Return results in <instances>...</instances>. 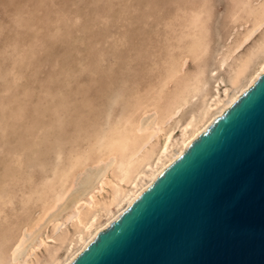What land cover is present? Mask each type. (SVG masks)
I'll return each mask as SVG.
<instances>
[{
	"label": "bare ground",
	"instance_id": "bare-ground-1",
	"mask_svg": "<svg viewBox=\"0 0 264 264\" xmlns=\"http://www.w3.org/2000/svg\"><path fill=\"white\" fill-rule=\"evenodd\" d=\"M233 1H234V7H233L231 13L229 14V19L233 24L232 30L235 31L236 35L229 44L224 45V47L222 49H219L217 51L216 58H215L216 64L214 67H212V66L209 67L207 71L205 70V67H203L202 65H198L195 69H193L191 71H188V70L185 71V68H184L187 58H192L193 60H199V59L203 58L206 55V53L209 51L208 26H207V20L209 19V10L207 8L208 0H201L200 4L197 7L190 8L189 10L186 11V15L184 14L185 19H184L183 23L181 24V27L179 28L180 31L177 32L178 35L174 37V39H173L174 42L172 44H170L171 45L170 55L166 59L163 60L164 68L155 76V81L150 82L149 84H147L146 86H143L142 88L134 89L129 96V102H128L127 107H125V108L122 107V109L114 112L111 115L108 114L107 118H104L100 121L94 122V119H92L93 121L91 120L90 124L88 125V128L84 127V130H78L79 128L78 129L76 128V130H78V132L75 135L72 132H70V136L74 135V138L66 141L68 143V145L65 142L67 145V148L65 150L61 149V147L59 146V144H60L59 143L56 146L55 152L52 151L55 153L54 159H53L54 161H53L52 165L50 162H49V164H43L42 163L43 165L41 163L39 164L37 162L38 166L42 165L40 176L36 179L29 177V187L28 186L24 187L23 190H21L20 195H19V197L21 199V203H22V210L25 214H27L26 218L22 222L17 223L16 221H13L10 218V216H8L6 214V211H5L9 205L10 206L12 205V200L14 199V198L12 199V197H13L12 193H11L12 191L6 190V191L0 192V218L5 220V222L11 221L9 224L12 226L17 224L16 227L14 229H11L12 231L11 232L9 231L8 234L4 233V234L0 235V244L4 245V248L3 247L1 248V245H0V264H70L75 259V257L79 253H81L91 243V241H93L94 237L100 231H102L106 227H108L112 221H114L121 213H123L129 207V205L133 201H135L139 197V195L154 182V180L161 174V172L164 169H166L171 163H173L185 151L187 146L192 141H194L199 136V134L206 131V129L213 123V121L215 119H217L231 104H233L235 102V100L243 92H245L256 81L257 77L259 75H261L262 72L264 71V0H233ZM80 3H83V2H79V4ZM85 3H86V0L83 4H85ZM76 6L77 5H75L74 8ZM60 7H61V3H60ZM78 7H80V6L78 5ZM66 11H68V9ZM70 11H72V9ZM69 14L71 17V13H69ZM25 15H24V17H25ZM29 17H28V19H29ZM70 19H72V18H70ZM51 20H52V18H51ZM149 20H150V18H149ZM29 21L30 20H28V22H27V20H26L25 22H27L29 24ZM71 21H73V20H71ZM172 21H174V20H172ZM18 24H20V23H18ZM16 25H17V23H16ZM7 26H8V24H7ZM22 27H23V25H22ZM25 27H27V26L25 25ZM241 27H243V29ZM27 28H29V27H27ZM64 28L65 27H63V29ZM238 28H241L242 30L236 31V29H238ZM36 29H32V30H36ZM89 29H91V28H89ZM19 30H20V28H19ZM64 30H66V28ZM59 31H60V28H59ZM175 32H176V30H175ZM3 33L4 32H2V34ZM36 33H40V31L36 32ZM56 34H58V33L56 32ZM111 34H113V33H111ZM32 35H31V37H33ZM88 35H89V32H88ZM117 35H118V33L115 36H117ZM231 35H232L231 33H228L227 38H230ZM91 36H93V35H91ZM113 36H114V34H113ZM27 38H28V36H27ZM36 38H38V37H36ZM125 39L127 40V38H125ZM30 40H32V39H30ZM122 40H124V39L122 38ZM126 40H124L125 45H126ZM12 41H15V40L12 39ZM108 41H110V40H108ZM19 42H20V40H19ZM105 42H106V40H105ZM114 42H115V40H114ZM5 43H6V41H5ZM95 43L97 44V42H95ZM106 43H108V42H106ZM120 43L123 44L122 42H120ZM9 45H10V43H9ZM5 46L7 48V44ZM10 46H12V45H10ZM145 46H146V44H145ZM40 47H41V45H40ZM98 47H100V46H98ZM104 47H106V48H104L106 50L107 45L105 44ZM114 48H115V46H114ZM118 48H120V47H118ZM12 49H13V47H12ZM101 49H103L102 46H101ZM2 50H4V48ZM84 51H85V48H84ZM42 53H43V51H42ZM84 53H87V55H88V52L85 51ZM94 53H95V50H94ZM94 53L91 52V54L88 55V57L91 58L90 56ZM3 54H5V53H3ZM66 55H68V54H66ZM3 56L1 57V59H3ZM46 56L48 57L50 55H46ZM46 56H45V58H46ZM78 57H80V56H78ZM81 57H82V55H81ZM48 58H47V60H48ZM75 60L73 58L72 62L74 61L73 63H75L76 62ZM122 60H123V58H122ZM122 60H119L116 63H119L121 61V64H122ZM34 61H35V59H34ZM58 62L59 61H57L56 63H58ZM104 63L106 65L105 61L103 62V64ZM109 63H110V61H109ZM125 63L126 62H124V64ZM77 64H79V62ZM101 64H99V66H101ZM60 65H62V62ZM143 65L145 66V63ZM143 65L141 67H143ZM59 66H58V70H59V72L61 71L60 74H63L62 71H64V74H65L64 69H66V72H67V68L66 67L64 69L61 68L62 70H60ZM112 66H113V64L111 65V67ZM115 66H113V67H115ZM124 66H126V64ZM124 66L122 65L121 69H123ZM39 67H40L39 68V72H40L41 66H39ZM109 67L110 66L108 65V68ZM111 67L109 68V70L111 69ZM117 67H118V65H117ZM70 68L71 69L68 68L69 71L71 70V72H73L74 68H72V64H71ZM75 68H77V67H75ZM145 68H146V66H145ZM77 69H75V71ZM224 69H226V76L224 78H222L220 72ZM26 70H28V69H26ZM101 70H104V69H102V67H101ZM113 70H112V72H113ZM118 70H120V69H118ZM13 71H15V70H13ZM152 71H153V69H152ZM36 72H38V71L36 70ZM71 72H70V74H72ZM76 72H78V71H76ZM89 72H90V70H89ZM95 72L97 73V71H95ZM106 72H107V74H109L111 71H109V73H108V71H105V73L103 72V74H105V76L107 75ZM112 72L110 73L111 76H113V75L115 76L114 73L112 75ZM19 73H18V75H19ZM23 73H25V72H23ZM92 73H93V71H92ZM92 73H91V76L93 77ZM215 73H217V75H214ZM11 74H13V72ZM15 74H17V72ZM60 74H58V76H60ZM98 74H101V73L99 72ZM98 74L96 75V77H98ZM110 74H109V76H110ZM66 75H67V73L64 76L65 78L67 77ZM36 76H39V75L36 74ZM105 76H104V81H103V77L100 76L102 78V81H103L102 83L106 82ZM107 76H106V78H107ZM69 77H67V78H69ZM74 77L76 78L75 74H74ZM110 77H108V78H110ZM62 78H63V76L61 77V81H62ZM94 78H95V76H94ZM5 79H7V78H5ZM23 79L26 81L25 78H23ZM52 79L53 78H51L49 81H51ZM113 79H114V77H113ZM53 80L51 82H53ZM64 80H63V82H64ZM25 81H24V83L27 82V81L26 82ZM54 81L59 83V80H54ZM67 81H68V79L66 80V82ZM98 81L99 80L96 79L97 83H98ZM100 81H101V79H100ZM110 81H111V78H110ZM210 81H212L213 85L210 84ZM77 82H79V79ZM111 82H110V84H111ZM123 82H124V80H123ZM73 83L75 84V82H73ZM102 83H100V84H102ZM65 84H67V83H65ZM68 84H70V82ZM84 84H83V86H84ZM114 84L116 85V83H113V85ZM118 84H120V83H118ZM217 84L218 85L223 84V85L221 88H219L217 86ZM70 85L72 86V84H70ZM113 85L111 87L109 86L107 89L109 90V88H110V90H112L111 88L113 87ZM16 86H18V85H15V87ZM61 86L63 87L64 85H61ZM71 86H70V88H71ZM16 88H18V87H16ZM24 88L28 89L29 86H28V88L27 87H24ZM24 88H23V90H24ZM43 88L45 89L46 86L42 87L40 89H43ZM10 89H13V88L10 86ZM60 90H61V88H60ZM65 90H67V89H65ZM70 90H72V89H70ZM25 91L28 92V96H29V91L28 90H25ZM100 91H101V93L103 92L102 90H100ZM15 92H16V90H15ZM27 92H26V94H27ZM33 92H34V88H33ZM37 92H38L37 94H39V90H37ZM50 92L51 91H49V94H50ZM71 92L73 93V91H70L69 93L72 94ZM42 93H44V92H42ZM42 93H40V94H42ZM63 93H61V94H63ZM113 93L114 92H112V94ZM21 94H22V92H21ZM26 94L24 93V95H22V97L23 96L26 97L27 96ZM51 94H53V92ZM70 94H69V98L65 95L63 97V99L67 97L66 98L67 101L75 100V99H72L73 98L72 96L70 98ZM104 94H106V93L103 92V95ZM109 94L112 95L111 92ZM67 95H68V93H67ZM103 95H102V97H104ZM106 95H105V98H106ZM20 96L21 95L19 93V97ZM34 96H36V95H33V98H36ZM52 97H54V95L51 96V99H52ZM60 98H62L61 95H60ZM66 99H64L65 102H66ZM68 99H70V100H68ZM88 99H90V98H88ZM13 100L16 101L17 105H18V101H17V100H19L18 97H17V99H13ZM79 100L80 99H78V101ZM110 100L111 99H109V101ZM30 101H32V100H30ZM39 101H41V100H39ZM75 101H73V102L70 101L69 103H67V105H69L71 102L75 105ZM194 101H196V103L194 104V107L189 108V106ZM27 102H29V101H27ZM48 102L49 101H47V100L45 101V103H48ZM52 102L55 103V100ZM63 102H60V103H63ZM11 103H13V101ZM15 103H14V105H15ZM34 103H35V101H34ZM49 103H48V106H49ZM72 103H71V105H72ZM76 103H77V101H76ZM38 104L41 105L40 103H38ZM50 104H52V103H50ZM65 104L66 103H64V105L58 103V106L59 105L61 107H62V105L67 106ZM77 104L79 105V102ZM14 105H12V104L10 105V108L12 106V110H13ZM23 106L25 109L23 107L21 109L26 110L27 106L26 105H23ZM38 106H35V107H38ZM79 106L81 107V103ZM18 107H19V105H18ZM31 107H32V105H31ZM40 107H42V105L39 106L38 108H35V109H39ZM46 107L47 106L42 107V109L43 108L45 109ZM17 108H14V109L18 110ZM70 108H71V106H70ZM21 109H20V111H22ZM46 109L49 110L50 108L48 107ZM186 109H187V113H185L184 116H180V114H182L183 110H185L184 112H186ZM6 110H7V108H6ZM24 110L21 113V115L24 113ZM35 111H37V110H35ZM40 111H41V108H40L39 112L37 111L38 113L32 111L33 114L35 113L34 117H36V115L38 116V114L42 116ZM44 111L46 112V110H44ZM70 111H72V110H70ZM70 111L68 110V112H70ZM74 111L75 110H73V112ZM10 112H12V111H10ZM19 112H17V113H19ZM89 112H91V111H89ZM149 112H151L149 117L151 115L152 116H151L150 120L148 119L149 120L148 122L144 123V121L146 120L145 119L146 116L144 117L145 120L142 119L143 118L142 116L148 115L147 113H149ZM6 113H7V111H6ZM12 113H15V110ZM17 113H15V114L17 115ZM64 113H65V111H64ZM7 114H8L7 117H10L11 114H9V112ZM78 114L79 113H77V115ZM18 115L20 116V113ZM59 115H60V112H59ZM59 115H58V119L60 117ZM62 115L63 114H61V116ZM12 116H14V114ZM66 116H71V114L70 115L66 114ZM21 117H23V116H21ZM34 117H33V119H35ZM56 117H57V114H56ZM73 118L74 117H72V119ZM10 119H11V117H10ZM16 119H17V117H16ZM45 119H46V117H45ZM48 119H49V117H48ZM63 119H65L64 115H63V118L60 120V123L62 121H66ZM41 120H42V117H41ZM41 120H39V122ZM7 121H8V119H7ZM17 121H18V119H17ZM27 121L29 122V118ZM51 121H52L51 124H53L52 119H51ZM69 121H71V119ZM5 122H3V124ZM12 122L13 121H11V123ZM14 122H16V121H14ZM73 122H74V120H73ZM40 123L41 124H37V125H39L41 127V125L43 123H42V121ZM45 124H46V122H45ZM56 125L59 126L57 124V122H56ZM75 125L78 126L79 123L76 122ZM9 126H10V124H9ZM19 127H20V125H19ZM63 127L60 129L61 131H63ZM67 127H69V126H67ZM36 129L40 131V128H36ZM51 129H52V131H54L53 128H51ZM64 129H65V127H64ZM31 130H33V129H31ZM47 130H48V128L45 131H47ZM18 131H20V128ZM27 131L29 132V130H27ZM33 131H36V130H33ZM55 131H54V133H55ZM10 132H12V131H10ZM48 132H50V131H48ZM14 133H15V131H14ZM19 133L15 134V135L18 136L21 134V133L20 134ZM43 133H42V135H44ZM34 134L35 133H33V135ZM58 136L60 137V135H58ZM20 137H21L20 140L22 141L23 138H22V136H20ZM44 137L45 136H43V138ZM51 137L50 138L45 137V139L47 138V140H48V139H51ZM8 138H9V136H8ZM25 139L26 138L24 137V140ZM27 139H30V138H27ZM68 139H69V137H68ZM35 140L37 141V139H35ZM38 140H39V138H38ZM53 141H52V143H54ZM14 142H15L14 144L19 143L17 141H14ZM25 142H27V141L25 140ZM30 142L32 143L31 139H30ZM0 144H2L1 141H0ZM14 144L12 143L11 146H13ZM23 144H25V143H23ZM23 144H22V146H23ZM43 144H44V141H43ZM17 145L18 144H16V146ZM29 145H30V143H29ZM36 145H38V144H36ZM36 145L34 144V146H36ZM49 145H52V144H49ZM44 146H45V144H44ZM44 146H43V149L46 150V148H44ZM1 147L3 148V146L0 145V148ZM19 147H20V143H19ZM24 147H27V144H25ZM28 147H31V146H28ZM37 147H35L36 152L40 149L39 148L37 150L36 149ZM1 149H0V153H1V151H4V149H2V150ZM47 149H48V146H47ZM6 150H7V148H6ZM8 150H10V149H8ZM11 150H13V152H14V148H12ZM11 150L9 151V153H7V151H6V154H8V156L11 153ZM30 150H32V149H30ZM30 150L28 149L29 152H30ZM50 150H51V146H50ZM17 151H19V150H17ZM39 151H42V150L40 149ZM22 152H24V151H22ZM26 152H27V150H26ZM48 152H49V149H48ZM33 153H35V151ZM4 154H5V152L2 155H4ZM23 154H25V152ZM41 154L42 155H40V154L39 155L43 156L44 152L42 151ZM15 155H17V154L15 153ZM49 155H51V154H49ZM18 156L21 157V158H19L21 160L22 156H20L19 154L17 155V157ZM46 156H47V154H46ZM34 157H35V155H34ZM5 158L6 157H4L2 159H5ZM7 158H9V157H7ZM14 158L15 157H13V159ZM31 159H33V158H31ZM23 160H25V159H23ZM0 161H3V160H0ZM5 161L7 162L6 159H5ZM32 161L34 162V160H32ZM32 161H30V162H32ZM43 161H46V159ZM3 162L0 163V166L3 164ZM18 162H19V160H18ZM21 162H22V160H21ZM25 163H26V161H25ZM4 164H5V162H4ZM7 164H8V162H7ZM12 164H10L11 165L10 169L13 166ZM102 164H103V167L105 165L104 169L100 170L98 173L96 172L97 174H96V176H94V179H93L92 183L88 186V188L84 187L83 189H85V190L82 189V192H77L76 194L74 193L75 195L73 197H71L72 195H70V193L73 191V188L75 189V185L78 182V180H76L77 175L79 174V177H80V173L88 166H98V165L101 166ZM16 165H17V163H16ZM18 165H20V164H18ZM5 166H7V165H5ZM3 167L4 166H1V168H3ZM8 168H9V166H8ZM4 169H5V167H4ZM14 169L16 170L15 167H14ZM14 169H12V170H14ZM48 169H50V170H48ZM8 172H9V170H8ZM27 173H25V174H27ZM1 174L2 173H0V175ZM11 174L13 175L14 172H12ZM25 174H24V172H22V176L24 175V177H25ZM4 175H5V173H4ZM7 176H9V175L7 174ZM16 177H18V176L16 175ZM19 178H21V177H19ZM7 179H8V177H7ZM7 179H6V181H7ZM2 180L3 179L1 178L0 181H2ZM9 181H11V179ZM89 181H91V180H89ZM15 182H16V180H15ZM17 183H19V182H17ZM18 185H16V186H18ZM10 188L12 189V187H10ZM10 188H8V189H10ZM13 190H15V189H13ZM15 194L17 195V193H15ZM69 197H71L72 199L68 200ZM65 201H69V202L67 203ZM60 204H62V207ZM65 204H66V206H65ZM59 205H60V207H59L60 210L57 212V214L54 213L55 215H53V214L50 215V212L54 211V209L57 208V206H59ZM27 234H29L28 235L29 237L28 236L26 237ZM26 238H28L29 240H27Z\"/></svg>",
	"mask_w": 264,
	"mask_h": 264
},
{
	"label": "rangeland",
	"instance_id": "rangeland-1",
	"mask_svg": "<svg viewBox=\"0 0 264 264\" xmlns=\"http://www.w3.org/2000/svg\"><path fill=\"white\" fill-rule=\"evenodd\" d=\"M200 1L201 0H86V3L83 4L85 2V0H0V17H1L0 18V118H1L0 119V141L2 142V144H0V145L3 146V148L1 147L2 149H4L5 147L7 148V150L5 148L4 151H1V153H0V155H1L0 160H3L5 162V164H4L3 161H0V163L3 162V164L1 166H4L5 169L7 168L5 170L4 167L1 168V166H0V169H1L0 173H2L1 175L3 176L2 177L0 175V177L3 179L2 181H0V186H1L0 192L6 191V190L12 191L11 192L12 196H13L12 199L14 198L12 200V205L11 206L9 205L5 211H6V214L8 216H10V218L13 221L20 223L26 218L27 214H25L22 210V203H21V199L19 197L20 192H21V190H23L24 187H26V186L29 187V177L36 179L40 176L41 169H42L41 166L43 164H49V162H50L52 165V163L54 161L53 160L54 154H55L54 152L56 150L57 144L60 143L59 146L61 147V149L65 150L67 148V145H68V143L66 141L74 138V135L78 132V130H84V127L88 128V125L90 124L92 119H94V122L100 121L104 118H107L108 114L111 115L114 112L122 109V107H124V108L127 107L128 102H129V96L134 89L142 88L143 86H146L150 82L155 81V76L164 68L163 60L166 59L170 55V49H171L170 44H172L174 42V40H173L174 37L177 36L178 35L177 32L180 31L179 28L181 27V24L183 23V21L185 19L186 11L189 10L190 8L197 7L200 4ZM79 2H83V3L79 4ZM60 3H61V7H60ZM73 3L75 5H77L75 8H74L75 5ZM78 5L80 7H78ZM233 7H234V1L233 0H208L207 8L209 10V19L207 20V26H208L209 51L206 53V55L203 58H201L199 60H193L192 58H187L186 64L184 67L185 71H187V70L191 71V70L195 69L198 65H202L203 67H205L206 71L208 70L209 67L215 66V64H216L215 58H216L217 51L219 49H222L224 47V45L229 44L236 35L235 31L232 30L233 24L229 19V14L231 13ZM70 8L72 9V11H70L71 10ZM67 9L69 12L66 11ZM69 13H71V17H70ZM24 15H25V17H24ZM28 17H29V19H28ZM69 17L72 19H70ZM51 18H52V20H51ZM149 18H150V20H149ZM26 20H27V22H28V20H30L29 24L27 22H25ZM71 20H73V21H71ZM172 20H174V21H172ZM16 23H17V25H16ZM18 23H20V24H18ZM7 24H8V26H7ZM22 25L24 28L22 27ZM25 25L29 28L25 27ZM63 27H65L66 30H64L65 28L63 29ZM19 28H20V30H19ZM59 28H60V31H59ZM89 28H91V29H89ZM241 28L243 29V27H241ZM241 28L236 29V31H241L242 30ZM32 29H36L37 31L32 30ZM38 30L40 31V33H36V32H39ZM175 30H176V32H175ZM2 32H4V33L2 34ZM56 32L58 34H56ZM88 32H89V35H88ZM110 32L113 33L114 36ZM117 33H118V35H117L118 37L115 36ZM228 33L232 34L230 36V38H227ZM90 34L93 36H91ZM31 35L33 37H31ZM27 36H28V38H27ZM36 37H38V38H36ZM87 38L88 39L90 38V39L88 40ZM122 38L124 40H126L125 38H127L126 45H125L124 40H122ZM12 39H14L15 41H12ZM18 39L20 40V42ZM30 39H32V40H30ZM105 40L108 43H106ZM108 40H110V41H108ZM114 40L116 43L114 42ZM5 41H6V43H5ZM12 42L13 43L15 42V43L13 44ZM95 42H97V44ZM120 42H122L123 44H121ZM9 43L12 46H10ZM6 44H7V48L5 46ZM105 44L107 45L106 50L104 49V48H106V47H104ZM145 44H146V46H145ZM40 45H41V47H40ZM98 46H100V47H98ZM101 46L103 47V49H101ZM114 46H115V48H114ZM12 47H13V49H12ZM118 47H120V48H118ZM3 48L5 51L2 50ZM84 48H85V51L88 52V55H90L91 52L94 53V50H95V53L90 56L91 58L88 57L87 53H84L85 52ZM42 51L44 54L42 53ZM3 53H5L6 55ZM66 54H68V55H66ZM80 54L82 55L83 58L81 57ZM46 55H50V56H48L49 58ZM2 56H3V59H1ZM45 56H46V58H45ZM78 56H80V57H78ZM47 58H48V60H47ZM73 58H74V60L76 59L75 63H73L74 61L72 62ZM122 58H123V60H122ZM34 59H35V61H34ZM103 60L106 62V65H105V63L103 64V62H104ZM119 60H122V64H121V61L119 63H116ZM57 61H59V62L56 63ZM109 61H110V63H109ZM61 62H62V65H60ZM78 62H79V64H77ZM124 62H126L125 64L127 67L124 66L125 65ZM144 63H145L146 68L143 65ZM71 64H72V68H74V71H73L74 73L71 72V70L69 71V69H71L70 68ZM99 64H101V66H99ZM107 64L110 67L112 64H113V66H115V65L116 66L115 67L112 66L111 69L109 70L110 67L108 68ZM117 65H118V67L119 66L120 67L118 68ZM122 65L124 66L123 69H121ZM142 65L144 68L141 67ZM39 66H41L40 72H39V68H40ZM58 66H59L60 70H62L66 67L67 72H66V69H64L65 74L67 73L66 76L67 77L70 76V77L65 78L64 77L65 76L64 71H62L64 75L60 74L61 71L59 72ZM75 67H77L78 69ZM101 67L104 70H101ZM151 68L153 69V71ZM26 69H28V70H26ZM35 69L39 73L36 72ZM75 69H77L76 71H78V72H76ZM118 69H120V70H118ZM13 70H15V71H13ZM89 70H90V72H89ZM94 70L97 71V73ZM112 70H113V72H112ZM92 71H93V73H92ZM105 71H108V73H109V71H111L112 75L114 73L115 76L114 75L111 76V74H110L111 72H110L109 73L111 76L110 77L109 74H107V72H106V74L108 75V76L106 75L107 76V78H106L105 74H103V72L105 73ZM12 72H13V74H11ZM16 72H17V74H15ZM23 72H25L26 74ZM70 72L73 75L70 74ZM99 72L102 75L98 74ZM18 73H19V75H18ZM35 73L38 74L39 76H36ZM91 73L93 74V77L91 76ZM58 74H60V76H58ZM74 74L76 75V78L74 77ZM97 74H98V77H96ZM220 74H221L222 78H224L226 76V69L222 70L220 72ZM99 75L103 77V81H104V76H105L106 82L102 83L103 82L102 78ZM214 75H217V73H215ZM62 76H63V78L61 81ZM94 76H95V78H94ZM108 77H110L111 81L113 83H116V85L115 84L113 85V83L110 81V78H108ZM113 77H114V79H113ZM5 78H7L8 80ZM23 78H25L27 82ZM51 78H53L54 80H59V83L54 81L53 79H52L53 82H51L52 80L49 81ZM67 79H68V81L66 82ZM78 79H79V82H77ZM96 79L99 80L98 83L96 82ZM100 79H101V81H100ZM63 80H64V82H63ZM123 80H124V82H123ZM24 81L26 83H24ZM69 82H70V84H72V86L70 84H68ZM73 82H75V84ZM110 82L113 85V87L111 88L113 91L110 90V88H109V90L107 89L109 86L110 87L112 86L110 84ZM65 83H67L68 85ZM100 83H102V84H100ZM118 83H120V84H118ZM14 84L18 85V86H16L18 88H16ZM83 84H84V86H83ZM93 84L94 85L96 84V85L94 86ZM210 84H212V81H210ZM61 85H64L63 86L64 88ZM222 85L223 84H220V85L217 84V86L219 88H221ZM10 86L13 89H10ZM28 86H29V88H28ZM45 86H46V88L45 89L43 88L44 90L40 89V88L45 87ZM70 86H71V88H70ZM24 87H27L28 89H25ZM23 88H24V90H23ZM33 88H34V92H33ZM60 88H61V90H60ZM69 88L72 90H70ZM65 89H67V90H65ZM15 90L18 94L15 92ZM25 90L29 91V96H28V92ZM37 90H39V94H37L38 93ZM40 90L44 93H42ZM100 90H102L106 94L107 93L109 94L110 92H111V94H112V92H114V93L112 95H110V94L109 95L108 94L103 95V92L101 93ZM49 91H51L50 94H49ZM70 91H73V93L71 92L72 94H70L69 93ZM21 92H22V94H21ZM26 92H27V94H26ZM52 92H53V94H51ZM19 93L21 95L20 97H19ZM24 93L27 95V96L25 95L26 97H24V96L22 97V95H24ZM40 93H42V94H40ZM61 93H63V94H61ZM67 93H68V95H67ZM69 94H70V98L72 96L73 97L72 99H75L77 101V103L79 102V105L81 103V107L76 103L75 100H70V99H68V100H70L72 102L75 101V105L72 102H71L72 105H71V103L69 105H67V103L70 102V101H67V99H66L67 97L69 98ZM33 95H36V96H34L36 98H33ZM53 95H54V97H52V99H51V96H53ZM60 95L62 96V98H60ZM65 95L67 96L66 98H64V99H66V102L63 99V97ZM102 95L104 97H102ZM105 95H106L107 99L105 98ZM17 97L19 99V100H17L19 107L17 105V102L13 100V99H17ZM87 97L90 99H88ZM78 99H80V100L78 101ZM109 99H111V100L109 101ZM30 100H32V101H30ZM39 100H41V101H39ZM44 100L45 101L47 100L52 104H50L48 102L49 103V106H48V103H45ZM54 100H55V103L52 102ZM12 101H13V103H11ZM27 101H29V102H27ZM34 101H35V103H34ZM60 102H63V103H60ZM14 103H15V105H14ZM38 103H40L42 105V107L47 106L46 108L49 107L50 109L48 110L46 108L45 109L43 108L44 110H46V112H45L42 109V107H40L41 108L40 113L42 114V116L38 114V116L36 115V117H34L35 113L33 114L32 111L38 113L40 110V108L35 109V108H38L39 106H41ZM58 103L63 104V105H64V103H66L65 105H67V106L62 105V107H61L60 105L58 106ZM195 103H196V101H194L189 106V108L194 107ZM11 104L15 106V107L13 106V110H12V106L10 108ZM23 105L27 106L26 110H24L25 108ZM31 105H32V107H31ZM34 105L35 106L39 105V106L35 107ZM70 106H71V108H70ZM22 107L24 109H21ZM6 108H7V110H6ZM14 108H17L19 111L21 109L22 111L19 112L18 110L14 109ZM34 109L37 110L38 112L35 111ZM14 110H15V113L19 112L20 116L18 115L19 113H17V115L15 113H12V112H14ZM23 110H24V113L21 115ZM68 110L69 111L72 110V111L68 112ZM73 110H75V111L73 112ZM6 111H7V113L9 112V114H11L10 115L11 119H10V117H7L8 114L6 113ZM10 111H12V112H10ZM64 111H65V113H64ZM89 111H91V112H89ZM184 111L185 110L182 111V114H180V116H184V114L187 113V109H186V112H184ZM59 112H60V115H59ZM69 113L71 114V116H66V114L70 115ZM77 113H79V114L77 115ZM13 114H14V116H12ZM56 114H57V117H56ZM61 114L64 115L65 119H63V120H66V121H62L60 123V120L63 118V115L61 116ZM147 114L148 115L142 116L143 117L142 119H144V117L146 116L145 117L146 120L145 119H144L145 121L143 120L144 123L148 122L152 116L151 115L149 117L151 112H149ZM58 115L60 116L59 119H58ZM21 116H23L24 118ZM44 116L46 117V119ZM16 117H17L18 121H17ZM33 117L35 119H33ZM41 117H42V120H41ZM48 117H49V119H48ZM72 117H74V118L72 119ZM28 118H29V122L27 121ZM69 118L71 119L72 122L69 121L70 120ZM7 119H8V121H7ZM51 119L53 120V124H51V122H52ZM39 120H41L43 123L41 125V127L39 125H37V124H41L40 123L41 121L39 122ZM73 120H74V122H73ZM11 121H13V122L11 123ZM14 121H16L17 123ZM75 121L77 123H79L78 126L75 125L76 124ZM3 122H5L6 124L4 123L5 124L4 125ZM45 122H46V124H45ZM56 122L59 126L56 125ZM9 124H10V126H9ZM61 124L65 127V129ZM19 125H20V127H19ZM17 126L20 128L21 132L18 131L19 128ZM67 126H69L70 128ZM46 127L48 128L47 131H45L47 129ZM62 127H63V131L60 130ZM36 128H40V131L37 130ZM51 128H53L54 131L56 130L55 133H54V131H52ZM76 128L77 129L79 128V129L76 130ZM31 129L36 130V131H33ZM27 130H29V132ZM10 131H12V132H10ZM14 131H15V133H14ZM48 131H50V132H48ZM17 132L21 133V134L19 133L20 135H18V136L19 137L22 136V138H23L22 141L20 140L21 137L19 138L17 135H15V134H18ZM32 132L35 134L33 135ZM70 132H72L74 135L70 136ZM42 133L44 135H42ZM58 135H60V137ZM8 136H9V138H8ZM43 136H45L47 138H50L51 136L52 137H51V139H48L49 140L48 141L47 138L45 139V137L43 138ZM24 137L26 138L25 140L27 142H25ZM68 137H69V139H68ZM27 138H30L32 143L30 142V139H27ZM38 138H39V140H38ZM35 139H37V141ZM42 140L44 141L45 146H44ZM14 141L19 142L20 147H19V143H16V144H18L17 145L18 147H17L16 144H14L15 143ZM52 141L54 143H52ZM22 142L27 144V147H24L25 144H23ZM65 142L67 143V145ZM12 143L15 146L14 145L11 146ZM21 143L23 144V146ZM29 143H30V145H29ZM33 143L35 145L36 144H38V145L34 146ZM49 144H52V145H49ZM28 146H31V147H28ZM43 146H44V148H46V150L43 149ZM47 146H48L50 153L48 152ZM50 146H51V150H50ZM11 147L14 148V152H13V150H11L12 149ZM35 147H37L36 148L37 150L40 148L44 152L43 156H40V155H42L41 154L42 151H39L40 150L39 149L38 150L39 152L38 151L36 152ZM8 149L11 150V153L9 154V156H8V154H6V151H7V153H9V151H10ZM28 149L29 150L32 149V150H30V152H29ZM17 150H19V151H17ZM21 150L24 151L25 154H23L24 152H22ZM26 150L28 153L26 152ZM34 151H35V153H33ZM52 151H54V152H52ZM2 152L3 153L5 152V154L2 155L3 154ZM15 153L17 155L19 154L20 156H22L21 160L23 163L19 159L21 157H19V156L17 157V155H15ZM46 154H47V156H46ZM49 154H51V155H49ZM34 155H35V157H34ZM4 157H6L5 159L7 160L8 164L5 161V159H2ZM7 157H9V158H7ZM13 157H15V158L13 159ZM31 158H33V159H31ZM23 159H25V160H23ZM45 159H46V161H43ZM18 160L20 163L18 162ZM32 160H34V162ZM25 161H26V163H25ZM30 161H32V162H30ZM37 162L39 164L40 163L41 164L43 163V164L41 166L40 165L38 166ZM16 163H17V165L18 164H20V165L17 166ZM10 164H12L13 166L15 165L14 167L16 168V170L14 169L13 166L10 169V167H11ZM5 165H7V166H5ZM8 166H9V168H8ZM104 167H105V165H104ZM104 167H103V164L101 166L100 165L88 166L85 168L86 170L84 169L80 173V177L78 174L76 177V180H78V182L76 181L77 186L75 185V189L73 188V191L70 193V195H72L71 197H73L77 192H82V189L84 187L88 188V186L92 183L94 176H96V174L100 170L104 169ZM12 169H14V170H12ZM8 170H9V172H8ZM48 170H50V169H48ZM12 172H14L13 175L11 174ZM22 172H24V174L27 172L28 173L25 174V177H24V175L22 176ZM4 173L6 176L8 174L11 178L9 176H7L8 177V179H7V177L4 175ZM16 175L18 177H16ZM19 177H21V178H19ZM6 179H7V181H6ZM10 179H11V181H9ZM15 180H16V182H15ZM89 180H91V181H89ZM17 182H19V183H17ZM16 185H18V186H16ZM10 187H12V189ZM8 188H10V189H8ZM13 189H15V190H13ZM83 190H85V189H83ZM15 193H17V195ZM71 197H69V199L68 198L67 199L71 200L72 199ZM65 202L68 203L69 201H65ZM60 205L62 207V204H60ZM60 205L57 206V208H55L54 211L50 212V215L57 214V212L60 210L59 209ZM65 206H66V204H65ZM10 222L11 221L5 222V220L0 218V235H2L4 233L8 234L9 231L10 232L12 231L11 229H14L16 227L17 224L12 226L9 224ZM28 235L29 234H27L26 237ZM26 239L29 240L28 238H26ZM2 247L4 248V245H1V248Z\"/></svg>",
	"mask_w": 264,
	"mask_h": 264
},
{
	"label": "water",
	"instance_id": "water-1",
	"mask_svg": "<svg viewBox=\"0 0 264 264\" xmlns=\"http://www.w3.org/2000/svg\"><path fill=\"white\" fill-rule=\"evenodd\" d=\"M70 264H264V71Z\"/></svg>",
	"mask_w": 264,
	"mask_h": 264
}]
</instances>
